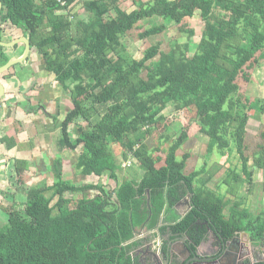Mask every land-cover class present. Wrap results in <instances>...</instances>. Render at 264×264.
Returning <instances> with one entry per match:
<instances>
[{"label":"trees","instance_id":"16d2710c","mask_svg":"<svg viewBox=\"0 0 264 264\" xmlns=\"http://www.w3.org/2000/svg\"><path fill=\"white\" fill-rule=\"evenodd\" d=\"M2 24L22 29L40 53L46 70L71 95L72 107L62 126L61 147L82 153L75 174L108 175L118 180L123 158L136 162L142 179H125L109 192L103 185L77 187L63 180V165L55 164V183L31 188L25 204L6 209L8 223L0 227V264H137L132 252L139 229L186 236L192 251L207 234L205 223L224 238L246 233L264 243V209L253 213L245 201L230 202L195 181L204 169L184 174L189 154L177 152L189 136L159 154L147 143L165 125L166 114L194 110L196 124L209 138L208 154H231L244 163L253 160L264 170V132L257 151L246 144L253 118L264 120V100L245 95L254 69L264 63V0H92L73 12L78 0H0ZM201 14L204 30L195 53L187 44L152 45L141 60L127 54L123 39L141 22L162 18L142 37L162 35L169 24L181 34L193 33L189 21ZM49 30V32H46ZM244 42L248 43L244 46ZM80 126L72 141L69 128ZM161 145L171 142L161 135ZM219 149V152L216 150ZM252 151V159L246 152ZM235 152V151H234ZM164 157V158H163ZM162 163V167L157 168ZM253 167L233 181L253 185ZM80 193L74 200L68 195ZM187 195L191 210L172 226H161Z\"/></svg>","mask_w":264,"mask_h":264},{"label":"crops","instance_id":"0c3cea01","mask_svg":"<svg viewBox=\"0 0 264 264\" xmlns=\"http://www.w3.org/2000/svg\"><path fill=\"white\" fill-rule=\"evenodd\" d=\"M2 14H5L4 7ZM27 40L30 42L22 29L8 23L2 24L0 68L9 62H16L0 74V222L4 223L3 226L8 223V215L2 208L6 210L14 204H25L31 188L42 185L52 187L56 177L54 166L59 161L63 163L65 182L77 187L102 185L97 182L102 177L75 174L82 147L76 151L61 147L62 126L72 107L71 95L46 70L43 56L31 44L30 51H27ZM80 126L82 123L70 126L69 137L72 141L79 136ZM138 179L141 180L142 176ZM124 180L120 182L118 178L117 181H111L117 183V189ZM189 211L185 203L176 205L171 212L164 213L161 226L174 225ZM239 236V247L245 250L250 248V236L245 233ZM182 238L187 242L186 236L171 239L168 232L161 235L158 229H139L134 239V242H139V246L132 252L133 257L137 264H153L151 260L145 262V256L142 255L146 246L153 244L152 252H159L161 246L167 250L171 242L175 243L174 251L185 256ZM206 238L208 241L200 248L204 246L205 254H212L219 245L217 234L207 232ZM163 264H167L165 259Z\"/></svg>","mask_w":264,"mask_h":264},{"label":"rangeland","instance_id":"374dc122","mask_svg":"<svg viewBox=\"0 0 264 264\" xmlns=\"http://www.w3.org/2000/svg\"><path fill=\"white\" fill-rule=\"evenodd\" d=\"M89 1L92 0H78L72 11L76 12L80 10L83 4ZM150 22L162 23L164 20L155 17L152 20L141 22L123 39L127 54L130 57L135 60H141L144 57V52L158 42L163 43L162 49L164 51L168 50L173 42H177L188 45L190 56L195 53L200 42V36L204 30L201 14L199 12L189 21V29L191 33H193L189 36L191 37L190 39L188 35L181 34L178 27L173 24H169L168 29L162 35L144 38L142 37L143 33L153 26L150 25ZM46 32H49V30ZM243 45L247 46L248 43L244 42ZM47 76L50 77L49 75ZM244 93L248 97L264 100V63L259 64L254 69L250 83L246 85ZM251 115L254 117L255 113L252 112ZM165 116L167 117L164 124L165 126L162 127L161 130L156 131L154 138H149L147 141L150 149L153 151L159 148L158 151L160 152H154L155 156L165 152L172 143L178 140L181 132L185 130L187 131L189 139L186 145L182 146L177 152V159L182 161L184 154L190 155L184 171L185 175L193 171L205 170L204 175L195 181L196 187L202 185L201 180L203 179L207 184V187L204 189L212 193H218L219 196H223L227 201L240 202V199H242L245 201V206L243 205L242 208H248L253 213H259L264 209V170L255 168L253 160H251L250 163H244L235 149L231 154L229 153L224 156H219L217 153L208 154L207 147L209 138L201 133L200 127L196 124V114L194 110L181 112H172L171 110ZM253 117L247 127L246 144L257 151V144L262 142V139L257 140V136L261 132H264V120L260 121ZM83 125L85 126V123H83L82 126ZM161 135L169 136L171 142L166 145H161V143L165 141L159 140ZM113 147L117 161L121 164V170L118 172L120 182L125 178L130 180L133 178H140L143 172L139 170L138 164L136 162L133 163L131 160V166L124 168L123 164H127L129 158L125 160L121 154L120 148L117 145H113ZM216 152H219V149H217ZM246 154L252 159V151H248ZM160 167H162V163L157 165V168ZM250 167H253V185L243 183L240 187L233 181L232 174L237 173L246 180L244 174ZM97 182L105 186L109 192L115 191L117 187V183L111 181L108 175L102 176ZM68 196L70 198L73 197L74 200L82 198L80 193L74 195L70 194ZM2 210L7 213L4 208H2ZM3 225L4 223L0 222V227H3Z\"/></svg>","mask_w":264,"mask_h":264},{"label":"water","instance_id":"95a60500","mask_svg":"<svg viewBox=\"0 0 264 264\" xmlns=\"http://www.w3.org/2000/svg\"><path fill=\"white\" fill-rule=\"evenodd\" d=\"M3 8L2 2L0 1V28L2 26V20H1V10ZM28 48L27 51H30V42L27 40ZM16 62H9L4 67L0 68V74L7 71L9 68H11ZM191 195H187V198L182 200L177 204V206L182 205L185 203L189 210H191L192 206L190 204L189 198ZM205 226L207 227V232H215L217 234V240H218V252L212 257H208L206 255H203L200 253V247L202 244H200L199 247L196 248L195 251H192L189 249V247L186 245L185 239L183 240V250L185 257L183 259V254H177L175 248L173 247L174 242H171L168 246L169 248L164 251V254H160L157 252H152V249L154 247L153 244H149L146 246L145 250L142 251V255L145 256V262L151 260L153 264H163V259H165V262L167 264H239V260L237 259V250L235 246L240 245V238L236 237L232 239V241H229L228 239L224 238L217 230L211 229L209 227V223H205ZM246 234V233H245ZM247 235V234H246ZM180 241V240H179ZM178 241V242H179ZM233 253L234 256H232L230 253ZM231 258V260H229ZM183 260L184 263H183ZM260 264H263L262 261H259ZM148 264V263H146ZM244 264V263H243Z\"/></svg>","mask_w":264,"mask_h":264},{"label":"flooded vegetation","instance_id":"af4514ba","mask_svg":"<svg viewBox=\"0 0 264 264\" xmlns=\"http://www.w3.org/2000/svg\"><path fill=\"white\" fill-rule=\"evenodd\" d=\"M236 237L237 236H235L234 238H236ZM234 238H232V239H234ZM239 238H240V236H239ZM232 239H228V240L232 241ZM207 241H208V239L205 237V239L203 240V242L201 244L206 243ZM187 244H188V242H186V245ZM249 245H250V248H246V250L243 247L240 248L239 246H235V248L237 250V254H235V255L237 256V259L239 260V264H243V263L244 264H260L259 261H262V263L264 264V250H263L264 249V243H253V241L251 240ZM160 249H161V250H159L160 254H164L165 250L163 249L162 246ZM218 250H219V248H217L212 254H205L204 246H203V248H200V253L203 255H206L208 257H212V255L216 254L218 252ZM159 252H157V253H159ZM230 255H231V258H232V256H234V254L232 252L230 253ZM184 258H186V257L183 256V259ZM231 258H229V260H231Z\"/></svg>","mask_w":264,"mask_h":264},{"label":"built area","instance_id":"2783aa9c","mask_svg":"<svg viewBox=\"0 0 264 264\" xmlns=\"http://www.w3.org/2000/svg\"><path fill=\"white\" fill-rule=\"evenodd\" d=\"M58 2L61 4V5H64V1L63 0H58ZM131 156H129V161H127V164L126 163H124L123 164V167L124 168H128V167H130L131 166ZM126 164V165H125Z\"/></svg>","mask_w":264,"mask_h":264}]
</instances>
